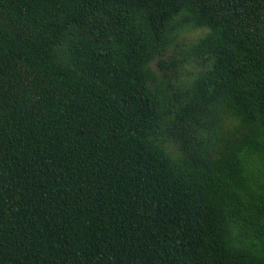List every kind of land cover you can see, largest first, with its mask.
<instances>
[{
  "label": "trees",
  "instance_id": "1",
  "mask_svg": "<svg viewBox=\"0 0 264 264\" xmlns=\"http://www.w3.org/2000/svg\"><path fill=\"white\" fill-rule=\"evenodd\" d=\"M0 264H264V0H0Z\"/></svg>",
  "mask_w": 264,
  "mask_h": 264
},
{
  "label": "rangeland",
  "instance_id": "2",
  "mask_svg": "<svg viewBox=\"0 0 264 264\" xmlns=\"http://www.w3.org/2000/svg\"><path fill=\"white\" fill-rule=\"evenodd\" d=\"M198 34H201V31H197V33H195V36H198Z\"/></svg>",
  "mask_w": 264,
  "mask_h": 264
}]
</instances>
